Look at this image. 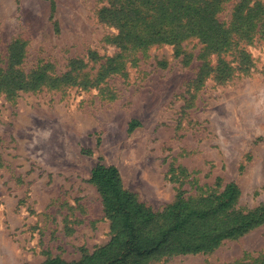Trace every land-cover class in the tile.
Returning a JSON list of instances; mask_svg holds the SVG:
<instances>
[{"label": "rangeland", "instance_id": "1", "mask_svg": "<svg viewBox=\"0 0 264 264\" xmlns=\"http://www.w3.org/2000/svg\"><path fill=\"white\" fill-rule=\"evenodd\" d=\"M243 2L264 6L221 0L217 19L230 25ZM141 3L0 0V70L17 54L26 75H49L37 90L0 94V264L71 263L110 242L90 182L98 165L117 167L155 212L179 192L207 196L232 183L237 209L264 208V40L246 45L250 67L225 80L197 39L180 55L115 41L106 11ZM238 263L264 264V225L212 253L150 264Z\"/></svg>", "mask_w": 264, "mask_h": 264}, {"label": "trees", "instance_id": "2", "mask_svg": "<svg viewBox=\"0 0 264 264\" xmlns=\"http://www.w3.org/2000/svg\"><path fill=\"white\" fill-rule=\"evenodd\" d=\"M141 6L106 11L111 20L102 21L118 31L115 41L123 48L129 44L143 50L169 45L180 55L184 42L197 39L209 56H218L225 80L250 67L253 59L246 60L251 57L246 45L264 40V6L260 4H240L230 25L217 19L221 0H142ZM18 57H13L15 62L7 70H0V94L15 97L37 90L49 78L46 70L26 75L17 69ZM138 127L133 122L129 131ZM90 182L102 197L111 225L110 242L79 261L54 258L45 264H150L164 257L209 254L264 225L263 207L247 212L237 209L241 191L233 183L207 196L187 197L179 192L173 204L155 212L124 188L117 167L96 166Z\"/></svg>", "mask_w": 264, "mask_h": 264}]
</instances>
